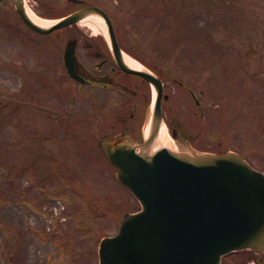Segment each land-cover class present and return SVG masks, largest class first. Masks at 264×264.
Here are the masks:
<instances>
[{"label":"rangeland","instance_id":"rangeland-1","mask_svg":"<svg viewBox=\"0 0 264 264\" xmlns=\"http://www.w3.org/2000/svg\"><path fill=\"white\" fill-rule=\"evenodd\" d=\"M113 1L115 3L112 0H96L109 10L119 32L125 34L123 40L128 52L157 64L156 69L160 72L170 70L177 78V81L169 80L166 84V91L170 92L167 106H174L179 116L189 120L192 129L205 131L207 127L209 139L202 141L203 133H200L195 144L205 149H218L220 140L226 146L222 145L223 148H234L264 170V0ZM31 3L35 4L32 0L28 2L31 13L40 20L48 21L33 7L31 9ZM54 8L60 13L65 10L63 4ZM85 22L92 28L87 29L85 25L79 27L93 33L103 31L98 21L89 19ZM17 34L20 37L10 39ZM7 35L4 30L0 31V46L5 52L11 51L13 57L23 56V64L29 68L0 67L2 103L7 104L9 100L10 104L3 109L0 103V109L5 111L0 119V258H3V264H42L43 260L47 264L52 259L51 264H96L97 261L92 260V254L96 256V237L114 233L121 217L138 208V203L112 178L113 169L104 157H100L95 146L81 144L80 147L74 139H63L61 143L46 139L52 128H46L43 113L37 109L43 108L46 98L48 103L55 102L57 111L62 112L66 100L63 98V106L59 107L56 85L50 88L51 94L44 97L37 95L43 77L56 79L51 78L53 68L38 65L39 57L48 60V51L37 48L45 38L38 36L41 40L35 43L37 52L42 53L40 56L32 52L33 40L26 41L31 50L24 49L23 39L30 38L26 33H17L16 29L9 27ZM2 37H7L11 44L3 41ZM59 52L56 44L50 55L56 57ZM179 81L199 94L201 109L207 111L204 125L202 119L195 121L190 117L187 92L178 84ZM19 84L23 88L28 87L29 91L35 87V93L23 95L12 92V88L16 89ZM52 88L57 92H53ZM108 93L98 88L80 92L74 85L68 84L65 94L72 97L73 103L65 111L69 115H74L75 111L82 113L80 121L73 120L71 137L86 135L87 121L91 120L90 111L97 110L98 105L103 115L101 123H104L102 127L100 125L101 132L110 135L107 130L111 124L109 118L119 113V109L116 104L109 106L105 103H108ZM17 97L26 98L24 102L30 100L32 107H28L27 103L24 108L16 107L11 101L17 100ZM147 112L143 126L147 121ZM44 119L45 122L55 120L49 109L44 111ZM6 125L14 129L9 127L10 130ZM34 132L39 135L36 139L53 148L37 146L39 143L30 140L33 135L35 137ZM13 135L18 144L24 146L21 147L25 152L22 157L16 154L17 144L12 141ZM4 143L10 147L9 153L2 152ZM31 145L36 146L29 153L28 146ZM50 156L60 159L62 168L57 161L51 162L48 159ZM29 160L35 168L33 182L50 188L54 196H59H45L48 199L45 209L37 197L44 195L39 194V187L34 186L27 176L32 169ZM25 172L28 173L25 177L19 175ZM12 176L19 193L27 197L29 204L20 207L19 199H15L18 207L12 204L14 196L11 193L16 191L12 187ZM25 185L31 186L32 193L37 194L28 193ZM118 194L124 197L125 203L120 204ZM62 204L64 209H61ZM29 205L36 213H25V210L31 211ZM41 211L46 214L44 217L39 214ZM61 215L67 216L65 221H62ZM52 220L54 226L58 223L60 227L64 223L58 232L53 233L65 240L63 258L67 253L68 257L62 261L55 260L61 257L60 242H42L46 239L44 235L40 238L36 235L38 228L46 232ZM74 221L82 223L77 225Z\"/></svg>","mask_w":264,"mask_h":264},{"label":"water","instance_id":"water-1","mask_svg":"<svg viewBox=\"0 0 264 264\" xmlns=\"http://www.w3.org/2000/svg\"><path fill=\"white\" fill-rule=\"evenodd\" d=\"M22 2L16 0L18 13L41 32L81 17L75 12L42 27L27 16ZM65 53L73 74L70 51ZM152 113L142 145H131L124 135L100 143L119 168L117 178L143 204L141 212L124 219L118 235L101 242V264H216L219 254L233 247L264 252V176L233 152L150 153L161 119L158 103Z\"/></svg>","mask_w":264,"mask_h":264},{"label":"flooded vegetation","instance_id":"flooded-vegetation-1","mask_svg":"<svg viewBox=\"0 0 264 264\" xmlns=\"http://www.w3.org/2000/svg\"><path fill=\"white\" fill-rule=\"evenodd\" d=\"M70 36L77 40L76 52H74V64L76 65L79 74L83 75L89 81H96V83L103 81L112 83L115 81V83H117L116 85L122 91L129 93L132 98H137L139 101L146 99L147 95L142 87L144 81L137 78L138 82H131L132 78L126 73L121 72L111 52L108 51L109 49L100 37L95 35V37L88 39L86 35L77 30L74 31V33H71ZM67 37H69V35H67ZM253 256L254 253L250 252V257ZM246 260L247 258L242 257L225 258L223 264H244ZM257 261L258 263L264 262V255H258Z\"/></svg>","mask_w":264,"mask_h":264},{"label":"bare ground","instance_id":"bare-ground-1","mask_svg":"<svg viewBox=\"0 0 264 264\" xmlns=\"http://www.w3.org/2000/svg\"><path fill=\"white\" fill-rule=\"evenodd\" d=\"M29 12V11H28ZM29 15L31 16V18L34 20V21H36V22H38V23H40V24H44V25H46V24H49V23H51V22H40V20L39 19H37V18H35L31 13H29ZM102 23V22H101ZM102 25H103V27H104V33H105V35L107 36V32H106V28H105V25L102 23ZM124 58H125V61L126 62H128V64L129 65H131V66H133V67H139L140 65L138 64V63H134V62H132V61H130V59L128 58V56L127 55H125L124 54Z\"/></svg>","mask_w":264,"mask_h":264}]
</instances>
